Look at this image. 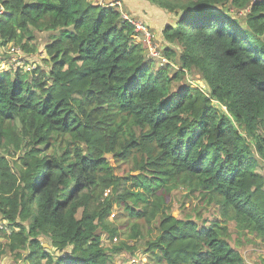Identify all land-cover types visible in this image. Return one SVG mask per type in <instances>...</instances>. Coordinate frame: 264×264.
<instances>
[{
  "label": "trees",
  "instance_id": "obj_1",
  "mask_svg": "<svg viewBox=\"0 0 264 264\" xmlns=\"http://www.w3.org/2000/svg\"><path fill=\"white\" fill-rule=\"evenodd\" d=\"M216 4L248 6L244 24ZM0 6L2 45L23 49L30 29L58 33L45 47L47 72L0 68V222L9 232L0 240L9 251L24 264H112L97 232L114 235L106 218L116 205L134 220L160 218L154 239L142 242L134 228L126 248L140 245L154 264H247L226 224L264 242V0L182 7L189 22L181 15L163 31L182 48L164 50L176 71L148 58L113 8ZM190 71L204 87L179 83ZM109 157L133 159L132 173L115 177ZM180 186L219 218H174L166 197Z\"/></svg>",
  "mask_w": 264,
  "mask_h": 264
},
{
  "label": "rangeland",
  "instance_id": "obj_2",
  "mask_svg": "<svg viewBox=\"0 0 264 264\" xmlns=\"http://www.w3.org/2000/svg\"><path fill=\"white\" fill-rule=\"evenodd\" d=\"M93 4H97L94 0H88ZM114 2H120L119 8L115 9L121 16L123 20V15L133 22H140L146 30L150 33L152 37V44L155 52L159 53L162 58L166 60L165 64H162L159 60H155L160 65L169 64L177 70L178 62L176 60L169 61L164 56V50L169 48L173 50L175 54L180 53L182 48L176 43H170L163 37V31L166 27H174L178 18L182 15V7L194 0H112ZM125 4H133L134 7L139 10L143 16L141 18H134L130 16L125 8ZM99 5V4H97ZM101 6V5H99ZM106 7V6H101ZM219 12H223L228 17L238 21L240 24H244L245 18L249 12V7L245 6L241 9L235 8L230 4H216L213 6ZM111 8V7H110ZM181 19L189 22L187 15L184 17L182 15ZM127 21V20H125ZM242 28V27H241ZM134 29V28H133ZM31 30V38L23 41V49L12 43L7 45H2L0 40V68L11 72L13 75L17 70H21L24 73H28V76H32V72L35 69L47 72L49 66H47L43 59L50 60L46 55L45 47L50 44L55 36L58 35L57 32H38L36 30ZM135 33V31H134ZM136 40L142 44L146 51V56L148 58V48L140 34L135 33ZM152 59V58H150ZM23 68H30V72H26ZM181 85L188 86H198L200 88L204 87L205 84L200 80L198 75L194 71L185 73L184 77L179 81ZM139 131L136 130L138 135ZM62 142L61 138H58L55 144H60ZM0 155H5V153L0 149ZM110 161V166L113 168V175L115 177H124L129 173H132L134 169V160H119L108 158ZM260 165L264 163L257 158ZM105 198V194H103ZM100 202V200L95 201V206ZM166 204L168 207V212L176 219L185 220L190 218L191 220L200 216L203 220L210 221L212 218H219L217 213V208L212 205H207L197 196L196 193H189V191L180 186L171 195L166 197ZM109 228L116 229L114 235L111 237L108 233L98 230L99 236L101 238V243L103 249L107 254L112 256V264H127L126 258L135 257L136 260L133 264H154L151 258L143 253V248L140 245H135L134 250H127V247H133L137 242L134 240V228L139 232L142 242L149 241L155 238L157 235L158 225L160 223V218L152 223H146L143 220L131 219L120 206L113 207L109 216L106 218ZM197 223H200L197 222ZM134 226V227H133ZM229 238L227 239L229 245L239 251L247 264H264V242L253 235L238 233L233 221H228L226 224ZM133 227V228H132ZM45 249H49V241L43 237L38 238ZM141 242V243H142ZM6 240H0V264H24L25 255L22 258H18L15 253H11L7 247ZM117 249L118 253L114 250Z\"/></svg>",
  "mask_w": 264,
  "mask_h": 264
},
{
  "label": "built area",
  "instance_id": "obj_3",
  "mask_svg": "<svg viewBox=\"0 0 264 264\" xmlns=\"http://www.w3.org/2000/svg\"><path fill=\"white\" fill-rule=\"evenodd\" d=\"M97 4L101 6L111 7V8H119L120 2H114L112 0H94ZM3 13V8L0 6V15ZM123 18L127 20V22L134 28L135 33L140 34L148 48V54L149 57L155 60H159L162 64L166 63V60L160 56L159 53L155 52L152 44V37L150 33L146 30V28L140 23V22H133L132 20L128 19L126 16L123 15ZM26 72H30V68H23ZM264 182V180H263ZM106 196V194H105ZM6 226L3 225V223L0 222V229L5 230L7 233L8 229L5 228ZM136 262V259H131L127 264H133Z\"/></svg>",
  "mask_w": 264,
  "mask_h": 264
},
{
  "label": "crops",
  "instance_id": "obj_4",
  "mask_svg": "<svg viewBox=\"0 0 264 264\" xmlns=\"http://www.w3.org/2000/svg\"><path fill=\"white\" fill-rule=\"evenodd\" d=\"M124 8L126 10V12L132 16V17H136V18H141L143 19V16L141 14V12L139 10H137L133 4L129 3V4H125L124 2Z\"/></svg>",
  "mask_w": 264,
  "mask_h": 264
}]
</instances>
